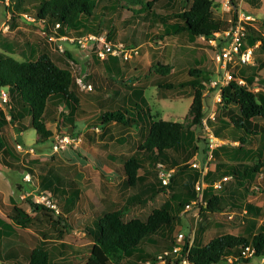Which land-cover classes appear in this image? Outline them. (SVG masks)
<instances>
[{
	"label": "trees",
	"instance_id": "obj_1",
	"mask_svg": "<svg viewBox=\"0 0 264 264\" xmlns=\"http://www.w3.org/2000/svg\"><path fill=\"white\" fill-rule=\"evenodd\" d=\"M245 1L256 8L261 6V0ZM19 2L20 6L13 12V19L17 15L32 16L34 21L31 23L44 36L37 38L36 52L33 49L37 55L34 54L31 59L19 60L0 52V88H8L10 95L6 109L0 104V164L12 171L33 173L32 165L38 161L27 159L26 165L21 160L20 154L6 138L9 125L23 128L25 118L31 116L32 126L39 138L48 140L53 136V132L46 125L49 100H53L57 108L62 103L68 106V117L74 118L73 115H77L79 111L78 99L72 93V90L78 87L77 80L69 68L60 66L51 57L49 37L55 35L75 38L90 33L102 36L107 32L108 41L114 44L125 42L127 48H137L139 42L135 37H128L126 34L118 37L119 26L114 23V19H119L124 10H127L132 14L123 24L132 26L135 20L146 19L151 27L159 29L160 39L164 40L167 35L177 36L184 44L181 53H184V62L189 65L187 78L178 82L166 81L158 87L175 92L180 97H193L189 111L193 117L191 124L185 127L181 122L154 115L141 89L132 96L136 100H130L129 109L125 105L117 107L114 104L112 110L109 108L102 112L100 120L103 124L139 128L145 139L139 141L136 150L121 163L118 164L114 157L111 158L113 171L124 180L123 204L119 205L111 194H107L108 189L105 187L106 195L102 198L106 205L105 213L97 220L87 222L93 224L91 228L85 225L83 227L87 231L86 234L92 238L91 252L85 264H123V258H129L135 253L140 258L139 264L160 262L156 256L147 253L141 244L147 239L149 246H157L162 242L161 239H164L165 245L163 244L161 252L172 250L175 243L172 228L186 204L198 198L195 184L201 173L190 164V160L196 155H200L201 160H204L208 151L206 140L201 138L205 147L200 149L201 139L191 129L192 126H198L205 115L203 83L210 80V77L200 64L207 57L206 54L198 57L197 52H188L185 57V51L188 49L186 42L195 43L202 36L210 39L214 37L215 32L226 29L228 22L224 23L215 16L212 0H192L189 7L183 11L178 8V0H147L146 3L136 0L130 5L122 4L121 0H37L36 4L28 6H22L21 0ZM33 9L35 13H32ZM232 14L236 15L234 12ZM58 23L59 28L56 27ZM2 32L1 30L0 33ZM131 41L132 43H129ZM257 43V50L264 53V23L258 28L247 26L243 49L254 47ZM64 54L73 59L69 51ZM94 57L99 60L96 53ZM103 61L108 73L119 71L122 62L112 55ZM263 68L264 58L255 53L252 63L233 70L234 76L244 79L248 86L233 82L225 88V106L218 114L217 121L220 127L226 128L230 136L228 138L219 128H216L215 134L219 138L238 143V146L229 148L226 144L221 145L214 151V158L219 159L225 154L226 157L235 159V163L220 162L214 171L208 172L205 178L208 186L203 193V203L200 204V215L216 212L228 214L231 219H240L247 226L242 234H218L207 243L202 241V230L196 231L198 234L195 235L191 246L187 238L184 245L183 253L189 250L188 259L191 264H221L229 262L230 258L233 263H250L253 258L264 259V222L258 225L259 219L264 216V209L248 200L249 195L254 192L251 190L252 184L264 168V145L255 150L245 148L251 139L264 138V89L257 92L252 89L256 85H262L264 88V76L259 75V70ZM256 77H259L258 81ZM94 87L99 92L103 90L97 84ZM108 91L118 93L116 88H108ZM123 101L125 102L124 99ZM231 105L238 109L235 111ZM72 121L73 119H68L65 124L72 126ZM107 125L96 126L105 128ZM115 138L111 134L110 139ZM159 162L166 164L168 168H176L167 186L163 185L158 177L156 166ZM141 170L142 173L139 172ZM224 175L233 179L231 190L226 188L228 183L222 189L213 186V183ZM40 186L44 191L53 193L60 201L62 198H80L77 187L66 188L56 175L41 176ZM17 187L20 190L22 185L18 183ZM160 195L164 196L165 200L159 206L145 213L140 211L138 215H128L131 209L145 208ZM28 202L31 212L11 199L13 207L9 218L12 222L11 225H3V229H0V239L14 235L12 226L15 224L36 230L42 240H38L36 246L31 249L19 246L17 251L22 259L17 255L9 256L7 264H57L55 251L64 255L61 249L71 247L63 242L50 244V236L46 231L54 233L59 229L62 232L63 228H69L68 219L43 203L31 200ZM49 217L62 226L57 228L52 225ZM245 246L254 249L252 256L242 255ZM172 260V256H167L166 264H171ZM173 263L180 264L179 259H175Z\"/></svg>",
	"mask_w": 264,
	"mask_h": 264
},
{
	"label": "rangeland",
	"instance_id": "obj_2",
	"mask_svg": "<svg viewBox=\"0 0 264 264\" xmlns=\"http://www.w3.org/2000/svg\"><path fill=\"white\" fill-rule=\"evenodd\" d=\"M16 1L13 3V0L11 5L7 6L4 0H0V26L3 22L10 25L9 31L0 34L7 36L3 41L7 42L8 46L11 47V50L2 48L1 43L3 41H0V52L11 55L19 60H27L34 57V52L32 53L31 50H36L35 43L37 42V38L44 35L41 31V35L39 32H36L39 29L35 28L31 21L27 19L29 15L26 17V15L16 14V18L13 19V12H16V9L20 6L19 0ZM36 1L21 0V5H33L36 4ZM133 1L135 2L136 0H121L122 4L126 5L132 4ZM146 1L143 0V3H146ZM191 1L178 0V8L183 11L189 7ZM225 2L226 0H212V9L215 16L224 23L231 15L226 11ZM243 11L246 15L255 18L252 25L258 27L264 23V12L256 13L248 9V7L247 9L243 7ZM32 13H35V9L32 10ZM131 14V12L124 10L119 19H114V23L119 26V38L123 37V34H126L128 37H135L139 42L137 46L138 54L130 61L121 62L119 71L114 73H108L103 60L99 58L97 61L95 59V52L91 50V45L88 48L82 49L77 48L70 41L57 40L55 43L49 42L51 57L60 66L69 68L77 80L78 87H75L72 93L78 99L79 111L77 115H73L74 118L68 117L70 112L68 106L62 103L57 108L54 101L49 100L46 111V125L53 132V136L50 139L43 140L39 138L37 131L32 126L31 116L25 118L23 128L11 124L6 131L7 140L15 147L21 156V160L26 165L27 159L38 162L32 165L33 173L28 171L24 173L12 171L0 164V172L10 180V185L5 184L0 186V224L3 227V225L7 226L12 222L9 214L13 206L10 204L9 198H13L19 206L31 212L29 200L48 206L46 196H49L57 204L59 213L68 219L69 224V228H63L62 232L59 229L55 230L54 233L46 231L50 236V244H60L63 242L71 247V249H67V247L61 249L64 255L55 251V261L57 264H85L91 252L92 238L88 234L85 235L83 227L88 224V221L97 218L104 212L105 207L103 208L101 198L106 195L104 192L105 187L108 189L107 194H111L113 199L119 202V205L123 204L122 198L125 194L122 178L115 172H105L103 163L111 160L109 156H115L116 162L121 163L133 150H136L139 141L145 139L143 134L135 133V136L129 139L130 145L125 144L126 139L120 138V136L114 140L98 138L99 131H96L95 126L107 125L103 124L100 120L102 112L107 111L109 108L112 110L111 108L115 106L125 105L129 109L130 100H136L132 96L141 89L144 92L146 91V97L154 115L166 120L181 122L185 127L191 124L193 119L192 113L189 112L193 101L192 96L180 97L175 92L158 87L166 81L178 82L187 78L189 65L184 62V53H181L184 44L180 42L177 36L167 35L164 40L160 39L158 37L159 29L154 26L151 27L150 22L146 19H137L133 22L132 26L123 24L124 20L130 17ZM146 34H148L147 38ZM106 35L107 32L103 34L105 37ZM129 43H132V41ZM186 45L188 49L185 51V57L188 52H193L194 54L197 52L198 57L205 54V52L208 54V58L204 62L202 61L200 66L212 78L216 68V63L213 60L215 56L213 52L214 47L202 38H198L195 43L186 42ZM59 46H62L65 52L69 51L73 59L68 58L64 53L60 52ZM256 53L264 57L258 50ZM165 56L167 59H165ZM180 63L183 64L180 65ZM262 73L264 74V69ZM79 79L87 84H93V90L90 92L84 91L78 83ZM95 84L102 87L103 90L101 92L96 90ZM106 88L107 90L104 91ZM108 88H116L118 89V93L110 92ZM2 90L9 93L8 88H0V93ZM230 107L235 111L238 109L233 105ZM63 117L65 118L64 120ZM71 118L73 119V125L67 126L65 122L68 119L72 120ZM262 124L264 125V121ZM19 128L22 131L18 130ZM217 128L226 133L229 138L230 134L225 127H220V123H218ZM191 129L201 139L199 128L192 126ZM88 134L93 137L88 138ZM63 136H69L71 139L76 138L77 143L64 144L59 151H53V144L59 137ZM105 140L108 143L102 142ZM200 141L199 146L202 149L205 147L204 140L201 139ZM263 145L264 138L259 137L248 141L245 148L255 150L263 147ZM226 146L234 148L238 146V143L235 145L227 143ZM201 158L200 155L197 156L198 160H201ZM234 161L235 159L226 157L224 154L219 159L215 158L212 160L211 169L213 168L212 171H214L220 162L230 164V162L235 163ZM139 172L142 173L143 171ZM28 174L32 177V180L29 182L24 180V177ZM44 175L58 176L66 188H72L73 185H77L76 187L79 189L80 186L81 190L79 189V191H81V196L79 200L62 198L60 201L53 193L44 191L40 186L41 176ZM18 183L22 185L20 190L17 187ZM232 184L233 179L228 182L226 188L231 190ZM251 190L254 192L249 195L248 200L264 209V168L257 174L256 181L252 184ZM164 200L165 197L160 195L145 208L131 209L128 215H138L140 211L142 213L150 211L154 207L159 206ZM199 211L200 206H197L189 212H184L183 210L179 214V218L172 228V237L174 239L176 235L183 233L185 240L187 238L190 241L193 236H197L198 233L196 234V231L198 232L201 229L202 241L203 243H207L218 234H242L247 226L240 219H231L228 214L219 212L200 215V220L196 225L195 213ZM49 218L52 225H56L57 228L62 226L55 223L54 218ZM263 222L264 216L259 219L258 225ZM12 227L14 235L0 239V264H7L9 256L17 255V257L22 259L21 254L17 251L19 246L31 249L36 246L38 240H42V237L34 229L22 228L15 224ZM161 240L162 242L157 246H149L147 239H145L141 246L146 248L147 253L158 258L162 253L161 248L164 247L163 244L165 245L164 239ZM174 261L175 259L173 258L171 264H174ZM121 263L139 264L140 258L135 253L129 258H123ZM156 264L166 263L158 262ZM221 264H264V259L253 258L250 263L222 262Z\"/></svg>",
	"mask_w": 264,
	"mask_h": 264
},
{
	"label": "built area",
	"instance_id": "obj_3",
	"mask_svg": "<svg viewBox=\"0 0 264 264\" xmlns=\"http://www.w3.org/2000/svg\"><path fill=\"white\" fill-rule=\"evenodd\" d=\"M7 6L11 5L12 0H4ZM245 0H226L225 8L228 13L231 15L228 17V27L222 31L214 33V37L207 39L205 37H200L211 46H213L214 52V62L216 63L215 74L210 80H206L203 84L205 90L203 93V108L205 111L204 117L201 119V122L197 126L200 130L201 138L205 139L207 142L208 151L205 153L204 160H198L196 155L190 164L197 168L200 173V179L195 184V190L198 193V198L186 204L184 212H189L195 207L200 206L203 203V193L208 183L206 181V176L209 171H211L212 160L214 159V151L224 143L220 138L215 134V129L213 124L217 122V116L221 112L222 108L225 106L224 103V90L228 88L233 82H237L241 85L248 86L247 82L244 79L236 78L234 76L233 70L238 66H243L254 61L255 48L256 47H247L243 49V42L247 32V26L252 25V22L255 20L253 16L246 15L243 11V3ZM236 13V15L232 13ZM26 15V14H25ZM27 17V15H26ZM29 21H34L32 16L27 17ZM56 27L59 28L60 24H56ZM10 29L9 24L3 25L2 31H8ZM51 43H55L57 40L70 41L74 43L77 48H88L91 45V50L97 54V56L104 60L109 55L116 56L122 62L130 61L134 56L138 54V48H127L124 43L114 44L107 40L105 36H97L95 34H87L82 37L70 38L68 36H51L49 37ZM59 51L65 53V50L62 46H59ZM259 78H256L258 81ZM78 83L81 85L82 89L86 92L93 90V84H87L83 80H78ZM254 91H259L258 87L252 88ZM10 101V95L6 91H1L0 93V104L4 109L7 108V104ZM68 143H77L76 138H70L69 136L59 137L57 141L53 144V151H59V149ZM158 171V177L162 181V184L167 186L170 184L171 179L176 171V168H168L166 164L159 162L156 166ZM24 180L29 182L32 180L30 174L24 177ZM231 180V176L224 175L213 183V186L217 189H222L225 184ZM46 203L48 207L54 209L57 213L58 207L57 204L46 196ZM200 220V211L195 213V222L196 225ZM194 239V236L189 242ZM185 245V235L179 233L175 237V243L172 250H166L162 252L158 259L160 262L166 263L167 256H172V258L179 259L180 264H191L188 259L189 250L184 252ZM254 249L251 246H245L242 249V255L245 257L252 256ZM229 262H233V259L230 258Z\"/></svg>",
	"mask_w": 264,
	"mask_h": 264
},
{
	"label": "crops",
	"instance_id": "obj_4",
	"mask_svg": "<svg viewBox=\"0 0 264 264\" xmlns=\"http://www.w3.org/2000/svg\"><path fill=\"white\" fill-rule=\"evenodd\" d=\"M15 2H17L16 0H14V2L13 3H15ZM1 7V6H0ZM243 7L245 8V9H247V7H248V9H251L253 12H256V13H259V12H264V0H261V6L259 7V8H256V7H253L252 5H250L249 3H247L246 1H244V3H243ZM5 24V22H3L2 24H1V26H0V31H1V29L3 28V25ZM252 26H254V25H252ZM254 27H256V26H254ZM258 27H260V26H258ZM258 27H256V28H258ZM9 31V30H8ZM7 31H3V33H6ZM37 33L39 32V34L41 35V32H40V30H38V31H36ZM1 39H0V41H3L4 40V38L5 37H7L6 35H1ZM41 37V36H40ZM37 41V40H36ZM258 45H259V43H257L254 47H256L255 48V53H256V51H257V47H258ZM35 46H36V43H35ZM1 47L2 48H6V49H10L11 47L10 46H8V43L7 42H5V41H3L2 43H1ZM11 50V49H10ZM31 52L33 53V50H31ZM260 52V51H259ZM262 53V52H261ZM35 53H33V55H34ZM205 54H206V57L208 58V54L205 52ZM259 55V54H258ZM261 55H264V53H262ZM260 56V55H259ZM255 57V56H254ZM261 57H263V56H261ZM264 58V57H263ZM216 69V68H215ZM264 69V68H263ZM263 69H261V70H259V75H261V76H264V74L262 73V70ZM256 78H259V77H256ZM184 80V79H183ZM255 87H258L259 89H264L263 87H262V85H259V86H255ZM144 97L145 98H147L146 97V91L144 92ZM192 100H193V97H192ZM223 113V112H222ZM218 121L216 122V123H214L213 124V126H214V129L216 130V128L218 127ZM96 127V131H99V133H98V138H109L110 139V136H111V134L113 135V136H115L116 138H118L119 136H120V138H124V139H126V143L125 144H130V141H129V139L132 137V136H135V133H140V129L138 128H135V127H122V126H120V125H117V124H108L105 128H101V127H98V126H95ZM112 128V129H111ZM115 131H114V130ZM22 133V132H21ZM93 133H95V132H93ZM91 137H93V136H90V134H88V138H91ZM219 138V137H218ZM108 139V140H109ZM224 143H222L221 145H224V144H227V143H231V144H233V145H235V144H237V143H233L232 141H230L229 139H227V138H220ZM112 140H114V139H112ZM103 142H106V143H108V141L107 140H105V141H103ZM131 145V144H130ZM220 145V146H221ZM127 150H128V148H127ZM134 152V150L132 151V153ZM112 157H114L115 158V160H116V157L115 156H109V159H111ZM215 159V158H214ZM118 163V162H117ZM119 164V163H118ZM113 163L111 162V160H109V162H104L103 163V168H104V170H105V172H109V173H113V172H115V171H113L114 169H113ZM211 170H213V168L211 169ZM120 177V176H119ZM122 180H123V178H122ZM123 183H124V180H123ZM5 184H8V185H10V180L8 179V177L6 176V175H4V174H2L1 172H0V186H3V185H5ZM74 186V185H73ZM72 186V187H73ZM77 185H75L74 187H76ZM69 188H71V187H69ZM79 189H80V186H79ZM81 190V189H80ZM80 192V196H81V191H79ZM124 193H125V190H124ZM70 197H71V195H70ZM103 198V197H102ZM102 198H101V201H102V203H103V208L105 207V209H104V212L103 213H101L97 218H99L100 216H102L104 213H105V211H106V205L104 204V202H103V200H102ZM10 199V204H11V199L12 198H9ZM79 200V199H78ZM28 211V210H27ZM97 218H95V219H92V220H97ZM91 220V221H92ZM94 223V222H93ZM92 224V223H91ZM90 223L89 224H87L86 226H89V228H91V226H93V224L91 225ZM0 229H3V227L1 226V224H0ZM84 233H85V235H86V233H87V231H86V229L84 230Z\"/></svg>",
	"mask_w": 264,
	"mask_h": 264
},
{
	"label": "clouds",
	"instance_id": "obj_5",
	"mask_svg": "<svg viewBox=\"0 0 264 264\" xmlns=\"http://www.w3.org/2000/svg\"><path fill=\"white\" fill-rule=\"evenodd\" d=\"M197 127V126H196ZM191 162V161H190Z\"/></svg>",
	"mask_w": 264,
	"mask_h": 264
}]
</instances>
